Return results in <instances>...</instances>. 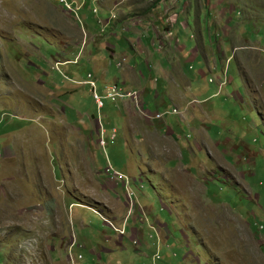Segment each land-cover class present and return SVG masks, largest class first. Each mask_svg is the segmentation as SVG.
I'll list each match as a JSON object with an SVG mask.
<instances>
[{"label": "rangeland", "instance_id": "rangeland-1", "mask_svg": "<svg viewBox=\"0 0 264 264\" xmlns=\"http://www.w3.org/2000/svg\"><path fill=\"white\" fill-rule=\"evenodd\" d=\"M153 1L0 0V264H264V0H166L121 73Z\"/></svg>", "mask_w": 264, "mask_h": 264}, {"label": "crops", "instance_id": "crops-1", "mask_svg": "<svg viewBox=\"0 0 264 264\" xmlns=\"http://www.w3.org/2000/svg\"><path fill=\"white\" fill-rule=\"evenodd\" d=\"M179 1V0H177ZM166 0H154L153 3L151 5L152 8H149V5H146L143 9L141 10H136V8H134V10H130L128 12V14H125L128 19H136L138 21L136 22H139L138 25H139V28H136V32H139L138 34L136 32H130L132 34L131 38L128 40L129 41V46H128V49H124L122 48L120 51H123V55H120V54H116V60L119 58V57H124L126 59V61L128 62V64H124V66H122V69H121V73L123 72H126V69L127 67H129V71H134V68L138 66H141L140 63L137 62V60H141L140 57H138L139 55H142L143 54V57H142V60L144 62V64H146L147 66V62L148 60H151L154 55H155V61L156 62H161L163 64H165L166 66H172V61L171 59L174 61H177L176 58L174 57V54H172V52H176V51H181V50H178L177 48H173L171 43L172 41L168 39V42L169 44L167 46H165L166 43H164L163 41H161V39H155L154 36L157 37V34L160 33V36L161 37H165V38H169L170 34H172V29H168L171 33L169 34V31H160L158 26L161 24V22L159 20L163 19L164 16L161 15L162 12L164 10H167V7L163 6V4H166L165 3ZM175 14V13H174ZM200 14V13H199ZM198 14V17L199 19L201 18ZM159 15V18L156 19L155 17H158ZM165 15V14H164ZM187 17L189 18V16L187 15ZM164 21H167L166 18H164ZM188 21V20H187ZM182 23V21L180 22ZM188 24V23H187ZM144 28H147L144 30V33L145 34H141V31L142 29ZM172 27V25H171ZM184 27V25L182 26V28ZM175 28V27H173ZM103 31V30H101ZM125 32V31H124ZM108 33V32H107ZM190 34V33H189ZM110 35V39H102L103 40V44L105 47L106 44H108L109 46H111V51H112V55L114 53V45L111 44L112 41H113V37H111V35L113 34H109ZM190 36H192V34H190ZM112 39V41L110 42V40ZM197 39L195 40L196 42V49L194 48H189V50H192L194 49L195 50V55H201V53L198 51V48L199 46L197 45ZM174 43H176L177 47L180 48L181 44L179 41L176 40V37L175 39L173 40ZM200 41V40H199ZM201 44V43H200ZM211 45L213 46V43L211 42ZM211 45H209L208 49L212 51V48L210 47ZM164 47V49H163ZM183 45L181 46L180 49H183L182 48ZM159 49H162V51H166L167 52V55L165 56L166 53H163V54H159L161 51ZM170 49V51H169ZM157 50V51H156ZM160 51V52H159ZM155 53H158V54H155ZM171 53V54H170ZM207 57V55H206ZM115 60V61H116ZM115 63V62H114ZM182 66V65H181ZM137 72V71H135ZM141 73V71H138ZM105 76V77H104ZM106 78L107 77V73L105 72V75L101 76L100 78ZM113 81H117V80H113ZM119 81L122 83V85H124L125 83L129 82L130 84H140L142 83L138 77L136 76V73H133L132 75L130 76H121L119 77ZM184 78L182 77V75L178 74V76L176 78L173 79V84L170 83V80L168 79V77H166L165 80L163 79H159L158 80V84L156 87L155 90L157 91H160V92H163L166 87H165V84L167 83V89L170 90V91H178V89L175 88V84H178V82H181V83H184ZM119 83V82H118ZM121 85V84H120ZM145 85L144 86L145 88H149L150 89V92H152V86L150 85V82L149 81H146L145 82ZM129 88L131 89V87L129 86ZM134 88V87H132ZM136 89V88H134ZM154 90V91H155ZM147 91V90H146ZM153 94V92H152ZM126 194V193H125ZM127 196V195H126ZM114 199H118V198H115ZM114 202H117V201H114ZM72 204H78V205H83L81 204L80 202H73L71 201L69 204H68V208L72 205ZM117 205V203H115ZM66 206V205H65ZM86 206V205H84ZM132 215V213L130 214V216ZM122 216V215H121ZM123 217V216H122ZM122 219H119L118 221H121ZM73 238V237H72ZM70 243L73 245V247H75L77 245V240H75L74 238L70 240Z\"/></svg>", "mask_w": 264, "mask_h": 264}, {"label": "built area", "instance_id": "built-area-1", "mask_svg": "<svg viewBox=\"0 0 264 264\" xmlns=\"http://www.w3.org/2000/svg\"><path fill=\"white\" fill-rule=\"evenodd\" d=\"M175 16H176V14H173L174 19H175ZM173 17H170V18H173ZM86 82L89 84V86L91 88V92L93 94V97H94L95 101L98 104V107L101 108L103 103H102L101 96L98 95L97 92H96V83H95V81L90 79V80H87ZM105 88H106V91H105L104 97H110V98H115V97L118 98V97L131 96V95L134 96L135 93H136L135 91H126V92H124L122 90V87L119 86L117 83H111L109 85H106ZM172 111L176 112V109L173 108ZM100 130H101V134H103L104 133V129L101 128ZM114 133H115V128H111V134H112L111 138H113ZM100 141H101L102 144L104 143L102 138L100 139ZM104 145H105V143H104ZM110 168H111V166H110ZM116 173H117L118 177H125L123 174H121V173H119L117 171H116ZM154 257L157 258L158 255L157 254L154 255Z\"/></svg>", "mask_w": 264, "mask_h": 264}, {"label": "clouds", "instance_id": "clouds-1", "mask_svg": "<svg viewBox=\"0 0 264 264\" xmlns=\"http://www.w3.org/2000/svg\"><path fill=\"white\" fill-rule=\"evenodd\" d=\"M87 80H85V83H87L86 82ZM94 81H95V79H94ZM96 83V82H95ZM113 83H116V82H113ZM222 83H223V81H222ZM88 84V83H87ZM118 84V83H117ZM89 85V84H88ZM90 90H91V88H90ZM173 109V108H172ZM174 112V111H173ZM176 112H177V110H176Z\"/></svg>", "mask_w": 264, "mask_h": 264}, {"label": "trees", "instance_id": "trees-1", "mask_svg": "<svg viewBox=\"0 0 264 264\" xmlns=\"http://www.w3.org/2000/svg\"><path fill=\"white\" fill-rule=\"evenodd\" d=\"M93 207V206H92ZM95 208V207H94Z\"/></svg>", "mask_w": 264, "mask_h": 264}]
</instances>
